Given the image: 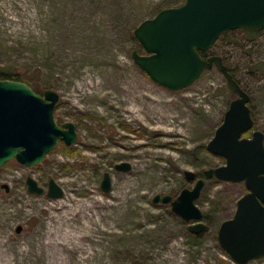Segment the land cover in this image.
<instances>
[{"label": "rangeland", "instance_id": "374dc122", "mask_svg": "<svg viewBox=\"0 0 264 264\" xmlns=\"http://www.w3.org/2000/svg\"><path fill=\"white\" fill-rule=\"evenodd\" d=\"M184 2L0 0V74L42 95L57 91V121L73 122L79 131L75 144L60 141L38 164L12 159L0 168L6 264H50L55 257L63 264H238L221 247L218 232L248 191L244 182L205 179L196 201L206 224L200 233L190 231L194 222L171 204L153 202L156 194L176 198L193 188L196 180L185 171L203 177L226 164L207 145L237 97L217 68L174 91L136 64L133 51L145 53L137 27ZM215 54L250 93L254 126L244 136L264 131V30L228 31L208 50ZM124 161L131 170L118 171L115 165ZM106 172L112 174L110 192L101 186ZM29 176L43 194L29 190ZM51 178L63 187L61 198L47 195ZM4 183L9 191L1 188ZM63 200L83 205L85 212L67 217ZM63 233L66 242L50 243L51 234ZM248 264H264V258Z\"/></svg>", "mask_w": 264, "mask_h": 264}, {"label": "water", "instance_id": "95a60500", "mask_svg": "<svg viewBox=\"0 0 264 264\" xmlns=\"http://www.w3.org/2000/svg\"><path fill=\"white\" fill-rule=\"evenodd\" d=\"M242 29L248 32L264 30V0H185L177 7L164 8L135 30V36L145 53L134 50L132 55L155 82L174 91L193 85L206 70L217 68L226 78L237 97L231 101L222 124L217 128L207 149L226 159V164L205 170L198 178L194 171H185L193 188H184L176 197L156 194V204H171L172 210L186 222H194L189 230L200 233L206 228L204 212L197 205L206 178L227 182H244L247 192L237 201L234 217L222 222L218 239L221 247L238 264L264 258V131L254 130L251 137L244 133L254 126L249 105L251 96L234 77L223 57H204L224 33ZM60 94L48 89L44 95L20 80H0V168L16 159L24 165L43 161L60 141L68 146L78 139V127L73 122L60 124L55 110ZM118 171H129L130 162L115 165ZM198 178V179H197ZM31 192H45L38 181L29 176ZM105 192L112 190V174L102 180ZM1 188L10 190L4 183ZM47 195L52 199L64 195L63 187L49 181ZM22 231V226L18 232ZM119 264H131L121 262Z\"/></svg>", "mask_w": 264, "mask_h": 264}, {"label": "bare ground", "instance_id": "6f19581e", "mask_svg": "<svg viewBox=\"0 0 264 264\" xmlns=\"http://www.w3.org/2000/svg\"><path fill=\"white\" fill-rule=\"evenodd\" d=\"M68 201H64L61 203L60 207H68V213H70V215H66L67 217L70 216L72 218H74L75 216H78L79 214H82V212H85V209H83V205H80V206H75L71 203H68ZM95 206V205H94ZM93 206V207H94ZM87 208H91V207H87ZM94 210H96V208L94 207L93 208ZM100 212H96L94 215H93V221H94V217L96 215H99ZM99 219V218H96V220ZM67 235V234H59L57 236H55L54 234H51L50 235V243H57V242H60L62 240V242H66V238L64 239V236ZM4 242H1L0 240V245H3ZM3 249L0 247V264H6L5 263V259L3 257ZM55 256H60L58 255L57 253H55ZM50 264H63V261H62V258L61 257H55L54 259L50 260Z\"/></svg>", "mask_w": 264, "mask_h": 264}, {"label": "trees", "instance_id": "16d2710c", "mask_svg": "<svg viewBox=\"0 0 264 264\" xmlns=\"http://www.w3.org/2000/svg\"><path fill=\"white\" fill-rule=\"evenodd\" d=\"M249 34L251 35H257L259 34V32H255V31H251V32H248ZM201 54L204 56V57H208L210 55H208V51H202ZM226 65L228 66L229 70L232 72V74L234 75V77L237 79V77L235 76V73H234V69L228 64L226 63ZM4 78H10V77H4L2 74H0V80L4 79ZM13 78V77H12ZM237 81L240 83V81L237 79ZM241 84V83H240Z\"/></svg>", "mask_w": 264, "mask_h": 264}, {"label": "flooded vegetation", "instance_id": "af4514ba", "mask_svg": "<svg viewBox=\"0 0 264 264\" xmlns=\"http://www.w3.org/2000/svg\"><path fill=\"white\" fill-rule=\"evenodd\" d=\"M216 55V54H215ZM209 57V56H208ZM223 60H224V58H223ZM224 62H225V60H224ZM225 64H226V62H225ZM241 86H242V84H241ZM243 87V86H242ZM244 88V87H243ZM245 89V88H244ZM246 90V89H245ZM247 91V90H246ZM250 94V93H249ZM251 108V107H250ZM252 111V110H251ZM253 116V115H252ZM200 177H202V176H200L199 174H198V178H200ZM197 178V179H198ZM172 196V195H171Z\"/></svg>", "mask_w": 264, "mask_h": 264}]
</instances>
